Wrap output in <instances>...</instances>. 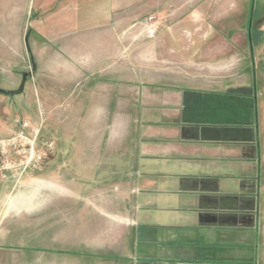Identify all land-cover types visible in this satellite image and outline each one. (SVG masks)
Masks as SVG:
<instances>
[{
	"label": "rangeland",
	"instance_id": "1",
	"mask_svg": "<svg viewBox=\"0 0 264 264\" xmlns=\"http://www.w3.org/2000/svg\"><path fill=\"white\" fill-rule=\"evenodd\" d=\"M15 6L29 7L0 0V90L21 93L11 94L17 102V112L8 116L13 131L0 139L28 122L29 135L21 143L34 141L35 159L44 157L21 175L19 163L29 154L13 156L16 176L3 187L14 192L17 203L29 193L38 199L35 189L46 187L111 193L117 202L126 194L135 205L160 168L142 157L149 119L144 111L153 104L146 89L154 90L158 81L163 89L169 77L226 92L237 89L239 96L252 92L248 102L255 100L264 156V0H33L32 13L24 19L30 53L19 62L22 76L13 67L11 48V29L19 21L13 20ZM67 40L74 43L68 46ZM91 60L108 67L92 74ZM62 61L73 64L57 67ZM12 79L18 81L14 90L5 83ZM24 95L30 99L22 102ZM27 102L30 107H21ZM262 199L259 264H264ZM67 200L77 203V198ZM7 231L6 244L27 243L31 232L33 241L38 239L36 225L25 227L23 217L9 218L3 234Z\"/></svg>",
	"mask_w": 264,
	"mask_h": 264
},
{
	"label": "crops",
	"instance_id": "2",
	"mask_svg": "<svg viewBox=\"0 0 264 264\" xmlns=\"http://www.w3.org/2000/svg\"><path fill=\"white\" fill-rule=\"evenodd\" d=\"M23 2L29 7L15 6L13 20L19 21L11 29L13 67L21 76L19 62L24 52L30 53L24 19L32 13L33 0H13ZM96 64L88 63L95 68L92 74L108 67L105 61ZM167 80L161 90L159 81L154 90L146 89L153 104L144 111L149 119L142 157L160 168L152 174L151 188L140 190L143 198L134 205L126 194L117 202L111 193L39 187L38 199L29 193L20 204L3 187L14 177L0 179V264H259L264 156L257 141L255 100L248 102L253 94L241 92L240 98L237 89ZM5 83L13 90L18 85L16 79ZM16 90H0V136L13 131L8 116L17 112V102L10 99L21 95ZM25 98L30 99L24 95L22 102ZM72 198L77 203L67 200ZM21 217L25 227L36 225L37 241L31 232L28 244H6V221Z\"/></svg>",
	"mask_w": 264,
	"mask_h": 264
},
{
	"label": "built area",
	"instance_id": "3",
	"mask_svg": "<svg viewBox=\"0 0 264 264\" xmlns=\"http://www.w3.org/2000/svg\"><path fill=\"white\" fill-rule=\"evenodd\" d=\"M29 123L22 122L19 124V128L13 132V136H9L8 138L0 139V179H6L9 176L15 177V163L12 161L13 156L18 154H29V157H25V161H20L19 168H24L23 173L26 171V168L30 167L32 164L36 169L38 164L44 159V157L39 156L36 160L35 153V142L29 141L23 145L22 140L27 139ZM15 135V136H14ZM24 146V147H23ZM20 175V176H21Z\"/></svg>",
	"mask_w": 264,
	"mask_h": 264
}]
</instances>
